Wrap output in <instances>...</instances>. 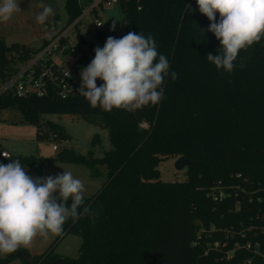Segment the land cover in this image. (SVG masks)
Returning a JSON list of instances; mask_svg holds the SVG:
<instances>
[{
    "label": "trees",
    "instance_id": "obj_1",
    "mask_svg": "<svg viewBox=\"0 0 264 264\" xmlns=\"http://www.w3.org/2000/svg\"><path fill=\"white\" fill-rule=\"evenodd\" d=\"M65 9L70 26L82 8L78 0H66ZM122 12L125 33L105 29L96 38L105 44L109 36L119 39L130 31L153 36L158 52L170 62L162 86L164 97L157 105L134 113L116 109L109 113L91 108L82 96L66 101L54 96L0 98V111L17 109L24 123L38 128L44 115L80 117L100 125L108 130L112 146L100 159L66 149L58 153L57 161L83 166L94 177L99 176V167H105L107 179L96 195L85 198L95 215L75 223L69 219L64 234L56 237L48 251L34 256V264L58 260L64 264H244L250 257L245 251L230 262L217 263L214 253L205 256L204 248L192 243L201 223L233 227L246 235L237 236L241 244L259 241L264 248V237L256 239L254 231H248L251 225H261L257 214H264V204L245 201L242 210L234 212L232 201L215 204L206 197L214 183H232L231 176L238 174L251 184L264 185V39L241 50L233 71L227 73L206 58L218 54L220 42L208 31L210 21L199 12L196 0H129ZM78 39L89 46V56L84 55L89 65L93 45L79 32ZM35 52L19 45L7 47L0 38V83L16 63L9 55L23 61ZM172 72L178 73L175 81ZM101 84L97 79V85ZM48 128L47 137L67 138L61 127L50 123ZM98 140L95 136L93 146ZM181 157L193 162L183 170L184 182L161 180V162ZM15 159L32 168L36 177H43V158L17 156L0 162ZM68 235L82 240L77 258L54 253ZM20 255L31 256L20 248L0 264L21 259ZM252 264H264V260Z\"/></svg>",
    "mask_w": 264,
    "mask_h": 264
},
{
    "label": "clouds",
    "instance_id": "obj_2",
    "mask_svg": "<svg viewBox=\"0 0 264 264\" xmlns=\"http://www.w3.org/2000/svg\"><path fill=\"white\" fill-rule=\"evenodd\" d=\"M196 4L210 21L208 31L220 42L218 54H208L207 60L217 70L232 72L240 51L264 39V0H196ZM19 5V0H0V23L21 11ZM41 8L36 22L44 24L54 10L50 5ZM94 51L91 63L80 69L78 89L91 108L134 113L163 99L170 62L158 52L152 35L130 31L119 39L109 36ZM177 78L178 73L172 72L171 79ZM97 79L103 84L98 86ZM85 192L83 181L70 171L34 178L19 159L0 163V255L31 248L37 237L62 236L69 219L75 223L95 215L85 204Z\"/></svg>",
    "mask_w": 264,
    "mask_h": 264
},
{
    "label": "rangeland",
    "instance_id": "obj_3",
    "mask_svg": "<svg viewBox=\"0 0 264 264\" xmlns=\"http://www.w3.org/2000/svg\"><path fill=\"white\" fill-rule=\"evenodd\" d=\"M21 11L15 13L13 17L5 23H0V38L4 40L7 47L14 45L24 46L30 50H38L44 41H50L54 36L66 32L71 26L69 17L65 9L66 0H19ZM50 5L54 10V15L49 16L44 24L36 22V16L42 11L41 5ZM93 18L87 17L78 26V32L83 39L93 45V56L95 48L103 47L104 43L96 38L97 30L93 24ZM104 27L108 30L123 32L125 29L124 15L121 7L106 10L101 14ZM69 35L75 44L81 48L89 50V46L84 45L76 38L73 31ZM55 124L65 131V140H51L52 136L45 134L50 132L48 125ZM143 128H148L146 124ZM98 136L99 140L93 146V140ZM57 146L58 151L53 147ZM112 148L109 140V132L100 125L91 124L80 117L44 115L41 118V126L26 124L22 120V115L17 109L0 111V150L8 152L12 157L23 156L43 158L45 160L43 177L62 174L65 171L73 173L75 178L83 181L86 187L85 198H90L98 193L106 182L107 170L99 167V176L94 177L92 171L79 165L57 161L58 153L63 150L74 151L78 155L88 157L92 153L94 158L100 159L104 153ZM176 160L170 158L164 160L159 165L161 180L164 182H175L185 180L183 171L179 172L175 168ZM2 164H8L0 162ZM27 174L36 177L32 168L25 167ZM57 236H50L48 239L37 237L31 248L28 250L31 256H40L54 244ZM82 240L79 237L68 235L58 245L55 246V254L61 258H77ZM9 255V254H8ZM8 255H0V260H4ZM8 264H24L21 259H15Z\"/></svg>",
    "mask_w": 264,
    "mask_h": 264
},
{
    "label": "built area",
    "instance_id": "obj_4",
    "mask_svg": "<svg viewBox=\"0 0 264 264\" xmlns=\"http://www.w3.org/2000/svg\"><path fill=\"white\" fill-rule=\"evenodd\" d=\"M129 0H78L82 8L81 16L72 24L69 30L54 36L50 41H44L41 48L30 55L26 60H18L16 54L9 55V60L14 59L13 72L0 83V98L4 95H12L17 98L54 96L66 101L79 97L78 89L81 85L80 69L88 66L84 55L89 56V50L79 47L69 35L73 31L78 38V26L87 17H92L95 29L103 31L104 27L101 14L115 7H122ZM140 2L141 0H136ZM140 10V7H139ZM77 25V27H76ZM113 31V30H111ZM122 33H125V29ZM70 75L67 76L66 72ZM51 140L55 141V136ZM58 151V147H53ZM12 156L0 150V159H10ZM232 183L219 181L206 190L207 199L215 204H223L232 201V211L240 212L243 202L264 204V185H254L248 179L238 174L231 176ZM184 182V179L178 180ZM261 225L248 228L254 231V238L264 237V214H257ZM253 221V219H251ZM237 236L246 238L245 233L236 232L233 227L219 228L217 226H204L198 223L196 239L192 246L204 248V255L214 253L217 263L230 262L235 259L238 252L245 251L250 257L244 260V264H252L255 260H264V248L259 241H247L241 244Z\"/></svg>",
    "mask_w": 264,
    "mask_h": 264
},
{
    "label": "water",
    "instance_id": "obj_5",
    "mask_svg": "<svg viewBox=\"0 0 264 264\" xmlns=\"http://www.w3.org/2000/svg\"><path fill=\"white\" fill-rule=\"evenodd\" d=\"M88 0H84V4H87ZM193 162L185 159V158H178L175 162V168L177 171L181 172L184 169L188 168L190 165H192ZM20 258L24 260L26 264H34V257L33 256H25V255H20ZM53 264H64L63 260H58L54 262Z\"/></svg>",
    "mask_w": 264,
    "mask_h": 264
},
{
    "label": "crops",
    "instance_id": "obj_6",
    "mask_svg": "<svg viewBox=\"0 0 264 264\" xmlns=\"http://www.w3.org/2000/svg\"><path fill=\"white\" fill-rule=\"evenodd\" d=\"M34 257V256H33Z\"/></svg>",
    "mask_w": 264,
    "mask_h": 264
}]
</instances>
